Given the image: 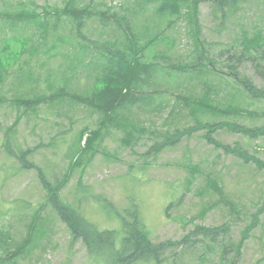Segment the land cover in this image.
<instances>
[{
  "label": "rangeland",
  "instance_id": "1",
  "mask_svg": "<svg viewBox=\"0 0 264 264\" xmlns=\"http://www.w3.org/2000/svg\"><path fill=\"white\" fill-rule=\"evenodd\" d=\"M66 1L36 0L37 11L51 24L48 34L52 40L72 35L64 14ZM103 1L120 10L131 0ZM17 3L19 0H0V228L9 231L15 242L12 255L19 258L14 264H97L81 241L71 243L67 225L47 205L48 192L38 170L23 168L18 159L21 150L34 151L28 161L43 170L50 182L63 184L62 196L69 202L81 196L80 187L90 188L94 195L106 198L119 210L126 207L128 196L134 197L157 244L180 241L197 226L228 230L222 244L177 248L167 255V264H264V101L250 100L226 75H216L210 80L224 90L215 97V104L221 107L231 102L248 112L223 122L251 132L245 134L227 127L212 135L198 131L158 158L150 157L148 172L141 175L138 168L144 165V154L159 134L192 127L193 117L188 111L170 116V110L136 114L132 122L137 127V140L125 138L116 129L104 130L98 138L91 136L101 126L98 114L60 95V89L66 86L62 72L68 66L63 55L50 60L36 52L42 42L37 23L15 30L8 27L5 15ZM199 20L201 39L210 48L208 56L225 73L224 58L216 60L221 49L234 45L243 31L253 27L254 31L256 26L261 30L256 39L264 35V0H250L247 10L224 29L219 28L221 22L207 4L200 6ZM177 23L164 40L147 49L145 60L164 65L162 59L169 56L171 64L198 69L202 64L194 27L186 21ZM85 32L91 38H99L102 33L107 39L121 36L115 28L103 32L97 20L88 23ZM244 71L257 85L261 84L251 64L247 63ZM21 72L27 77H22ZM21 77L31 81L22 83ZM160 82L178 93H189L191 89L186 87L187 80L176 76H166ZM38 84L42 91L37 95L47 99L37 108L13 103L19 98L30 99ZM86 84L74 86L84 90ZM201 89L197 95H202ZM56 96L62 99L52 101ZM170 100L176 101L174 94ZM142 128L146 134H142ZM209 136L230 151L209 143ZM133 164L136 167L132 169ZM192 171L194 178L190 176ZM218 188L226 203L221 201ZM100 207L93 199L80 204L81 212L92 222L104 229L118 228L119 221ZM207 208L211 209L203 216Z\"/></svg>",
  "mask_w": 264,
  "mask_h": 264
},
{
  "label": "trees",
  "instance_id": "2",
  "mask_svg": "<svg viewBox=\"0 0 264 264\" xmlns=\"http://www.w3.org/2000/svg\"><path fill=\"white\" fill-rule=\"evenodd\" d=\"M249 2L250 0H131L125 3V8L115 10L108 7L103 0H67L64 14L67 16L66 25L72 35L56 40L49 37L51 24L48 18L42 19L41 12L37 11L39 7L36 0H19L11 11H7L5 18L11 30L37 23L38 37L42 42L36 47V52H42L50 60L60 55L66 59L68 66L62 72L66 86L60 89V95L68 99L69 103L81 105L98 114L101 126L90 134L91 136L98 138L104 130L116 129L124 134L125 138H135L137 127L132 122L134 115H151L170 110V116H175L188 111L195 125L188 128L177 127L173 131L159 134V139L144 154V165L138 168V173L145 176L149 169L147 166L150 157L158 158L161 153L174 149L198 131L205 130L212 135L227 127L245 134L251 132L236 124L228 125L223 122L225 118L241 116L248 112L234 107L231 102L217 106L214 99L224 89L219 83H212L210 79L216 75H226L231 84L240 87L250 100L264 101V35L256 39L261 31L256 26L254 31V27L243 31L234 45L221 49L216 60L220 57L225 60L226 72L222 73L216 61L208 56L210 48H207V42L201 39L202 27L199 20L200 6L207 4L213 10L214 18L221 22L219 28L222 29L228 22L242 15ZM95 20L99 22L103 32L115 28L121 35L120 38L107 39L104 33L99 38L89 37L85 31L88 23ZM180 21H186L194 27V36H198V54L202 66L189 70L188 66L171 64L169 56L162 59L164 65L146 61L144 53L147 49L164 40L168 31ZM253 33L255 34L250 37ZM62 48L66 52L63 53ZM69 50L73 53L68 52ZM247 63L253 66L254 75L261 80L260 85L244 71ZM203 68L207 71L201 72ZM16 71L20 72L21 68ZM6 73L3 74V81L6 80ZM166 76L187 80L186 87L191 86L189 93L183 90V93H178L177 89L173 90L160 82L161 78ZM22 77L27 76L23 74ZM22 77V83L26 79L31 81ZM84 82H87L86 89L78 90L76 86H83ZM200 87L202 95H197ZM41 91L38 84L33 87L30 99L19 98L13 103H18L19 107L37 108L47 99L44 95H37V92ZM185 93H188V96ZM172 94L176 98L174 102L170 100ZM51 99L54 101L62 98L56 96ZM261 129L264 132V127ZM146 133L147 130L142 128V134ZM209 143L230 151L210 136ZM7 145L8 148L10 142H7ZM33 153V150L19 151L18 159L23 168L38 170L39 178L48 192L47 205L67 225L71 243L81 241L97 264H167L170 260L167 255L173 254L177 248H191L190 244L199 243L222 244L223 238L227 236L228 230L224 227L197 226L180 241L157 244L144 221L140 203L134 197L128 196L126 207L119 210L106 198L94 195L90 188L80 187L81 196L76 202H69L62 196L63 184L50 182L43 170L28 161ZM134 167V164L131 165L132 169ZM193 173L192 171L190 176L194 178ZM217 193H220L221 201L226 203L220 188ZM90 198L119 221L118 228L104 229L83 215L80 204L83 200H91ZM210 209H205L203 216ZM14 244L10 232L0 228V264H14L15 259L19 258L12 255ZM224 251H227V248Z\"/></svg>",
  "mask_w": 264,
  "mask_h": 264
}]
</instances>
